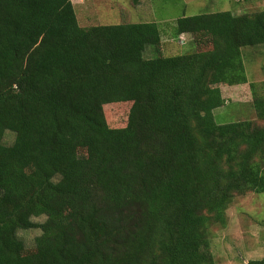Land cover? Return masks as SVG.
I'll return each instance as SVG.
<instances>
[{
  "label": "trees",
  "instance_id": "trees-1",
  "mask_svg": "<svg viewBox=\"0 0 264 264\" xmlns=\"http://www.w3.org/2000/svg\"><path fill=\"white\" fill-rule=\"evenodd\" d=\"M182 34L208 47L167 55L155 22L82 27L71 0H0V264H215L210 227L264 192V82L255 121L213 116L219 84L248 83L264 9L181 16Z\"/></svg>",
  "mask_w": 264,
  "mask_h": 264
},
{
  "label": "rangeland",
  "instance_id": "rangeland-1",
  "mask_svg": "<svg viewBox=\"0 0 264 264\" xmlns=\"http://www.w3.org/2000/svg\"><path fill=\"white\" fill-rule=\"evenodd\" d=\"M78 22L82 27L123 22H155L162 32L165 53L178 55L207 48L195 45L192 36L173 37L176 19L203 13L230 11L233 14L252 13L264 9V0H71ZM196 46V47H195ZM243 62L248 83L234 86L219 84L224 104L213 110L218 124L243 120L255 121L250 83L257 86L264 82V44L242 47ZM145 57H153L150 46ZM260 91V90H259ZM127 105H106L107 121L112 127L124 125ZM257 123H260L257 121ZM14 133L5 131L3 143L11 144ZM226 224L212 225L209 229L210 251L215 264H247L264 255V192H249L235 196L226 210ZM43 216L32 218L36 225ZM38 226L20 229L19 239L26 249L32 248L40 234Z\"/></svg>",
  "mask_w": 264,
  "mask_h": 264
},
{
  "label": "crops",
  "instance_id": "crops-1",
  "mask_svg": "<svg viewBox=\"0 0 264 264\" xmlns=\"http://www.w3.org/2000/svg\"><path fill=\"white\" fill-rule=\"evenodd\" d=\"M84 2L86 1V0H83Z\"/></svg>",
  "mask_w": 264,
  "mask_h": 264
}]
</instances>
